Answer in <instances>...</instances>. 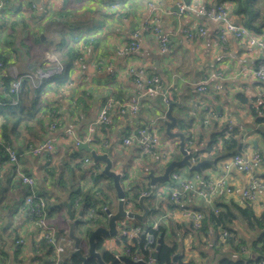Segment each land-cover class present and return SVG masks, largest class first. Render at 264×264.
I'll return each instance as SVG.
<instances>
[{
    "label": "crops",
    "instance_id": "0c3cea01",
    "mask_svg": "<svg viewBox=\"0 0 264 264\" xmlns=\"http://www.w3.org/2000/svg\"><path fill=\"white\" fill-rule=\"evenodd\" d=\"M113 3L119 5L118 9L112 8ZM182 3L188 6L183 12L179 8ZM219 4L224 5L233 23L244 26L245 15L237 11L239 0H7L0 7V55L5 62V67L0 69L2 98L11 99L5 91L15 74H32L35 81L31 84L37 87L45 79L41 75L50 78L62 72L69 59L67 53L72 49L80 53L69 81L63 85L53 83L42 93L41 126H35L37 137L31 134L35 128L24 130V138L14 143L21 154L17 169L36 179V193L47 202L48 226L55 237L69 238L68 211L64 204L70 205V197L78 189L95 192L94 176L105 167L103 162H95L86 150L79 149L76 139L100 155L108 150L112 169L121 173V185L126 192L132 187L141 190V194L150 189L149 172L155 170L156 175H161L168 165L158 158L143 156L137 144L124 143L140 127L166 129L163 119L168 106L160 98L142 94L129 73L131 68H136L159 76L165 86L173 89L172 115L178 121L173 132L185 135L177 126L183 121L187 129L185 140L189 139L187 148L192 154L198 152V163H203L198 171H191L190 167L175 171L184 179L199 176L200 186L223 180L212 205L191 199L181 207L175 206L166 195L169 183L158 185L153 197L144 200L145 207L154 209L145 222L165 229L163 237L157 240V248L161 242L171 247L177 244L178 259L184 264H217L224 257L231 260L256 257L251 247L259 230L250 229L242 221L236 223L239 237L245 241L242 250L237 252L230 245L216 244L213 232L197 236L193 219L186 214L230 202L241 207L250 204L258 216L264 213V192L255 200L247 201L243 192L250 177L235 167L226 171L225 166L233 156L216 160V150L205 152L211 135L232 123L239 132L237 137L242 146L239 153L261 154L262 164L257 175L264 179V82L254 74L261 52L232 34L221 39L220 26L200 14ZM255 11L261 15L258 21L263 27L253 33L264 39V0L257 1ZM146 24L158 25L169 35L168 51L160 50L152 33H143L140 51L122 54L133 33ZM200 28L207 29L204 37L196 34ZM188 31L194 36L190 37ZM206 80L209 90L199 93L197 87ZM133 99L139 105L138 115L121 113V106ZM105 106L109 107V124L90 133V125ZM206 111L210 112L208 123H205ZM54 116L58 122L56 130L51 129ZM67 129H73L74 137L65 136ZM49 138L55 141L53 153L39 157L26 153L30 142L35 144ZM159 139L158 150L169 155V160L174 153L179 157L171 161L183 159L180 145L174 149L164 136ZM3 158L1 152L0 264H45L47 258L39 250L43 229L31 220L26 210L27 187L21 183L15 166ZM109 183L101 180L98 186L110 193L109 210L116 213L118 199ZM127 206L136 213L144 212L131 203ZM73 214L75 220L83 219L82 208L77 206ZM145 222L125 219L122 226L132 228ZM75 233L78 235L76 229ZM80 233L84 237L86 227ZM17 240H23L24 245L17 248ZM103 248L120 253L123 248L120 237L104 238ZM88 249L87 245V252Z\"/></svg>",
    "mask_w": 264,
    "mask_h": 264
},
{
    "label": "built area",
    "instance_id": "2783aa9c",
    "mask_svg": "<svg viewBox=\"0 0 264 264\" xmlns=\"http://www.w3.org/2000/svg\"><path fill=\"white\" fill-rule=\"evenodd\" d=\"M7 0H0V7L6 3ZM150 6H153L152 4ZM119 5L117 3L112 4L113 9H118ZM180 11L183 12L185 9H188V6L185 3H182L180 6ZM200 14L214 22L217 23L219 27V34L222 40L227 39L229 34L235 35L238 39L246 40L248 42L249 47H256L261 52V61L259 63L258 68L255 70V77L264 82V39L257 37L252 31L248 28L233 23L230 18L228 11L224 7L223 4H219L217 7H214L210 10H205L200 12ZM158 23V22H157ZM143 33H152L158 43L160 50L163 53H166L169 49L170 45V37L167 33L160 28V26H150L148 24L143 25L141 30L135 31L132 35V40L125 46L122 54H134L140 51L141 49V35ZM207 33V29L200 28L198 32H196L197 36L204 37ZM190 37H193L194 34L190 31L187 32ZM3 68V62L0 61V69ZM130 75L132 76L137 88L142 91V94L148 96L150 98H160L164 105L168 106L171 104H175V99L173 95V89L171 87L165 86L161 78L157 75H151L147 73L145 69H136L131 68L129 70ZM41 77H45L48 79L49 77L46 75H41ZM25 79H29L31 82L35 81V77L32 74L26 75H17L13 76V81L11 82L10 92L6 94L8 96H15V99L11 101L12 104L17 103V96L21 92L22 83ZM42 79V78H41ZM37 87L40 85L38 82ZM209 90L208 81H204L201 85L197 87V91L199 93H206ZM8 102L1 100L0 105H7ZM129 112L132 116L136 117L139 113V105L136 99H133L130 104L121 106V113ZM210 112H205V123H208V114ZM56 116V115H55ZM54 116V122L51 124V129L56 130L58 126V122H56V117ZM218 117V114L214 115ZM110 122L109 115V107L105 106L100 111L98 117L93 121V123L89 127V132L94 133L96 128L105 126ZM234 125L230 123L227 125L224 136L229 137L231 132L234 129ZM66 137H74L73 129H67L65 131ZM82 140H75V145L79 146L83 144ZM124 143L126 145H131L133 143L137 144L140 150V153L143 156H151L154 158H158V160L162 162L170 163L169 155L165 152H161L158 150L160 148V139L153 129H149L147 127H140L131 135L125 138ZM55 150V141L54 139H46L42 142L30 144L26 148V153L31 157H39L45 153H53ZM4 154L9 159V163L15 166V172L20 176L21 182L23 185L27 187L29 193L25 196V204L28 216L31 220L35 221L39 227L43 229V239H45V246H52L55 251V264H62L63 261L67 258L68 252L71 253L74 251V242L68 238H57L52 232L51 228L48 226L47 215H48V206L47 202L43 197H40L36 193V179L29 175L20 172L17 168H19V158L18 151L15 147L10 144L5 146ZM188 155L190 157V162L192 165L197 164L195 158H191L192 152L189 150ZM89 160L87 159L86 162ZM262 164V156L260 153H238L231 158L228 164L225 166L226 171H228L231 167H235L237 170L245 173L250 177L249 184L247 189L243 192V197L247 201H253L257 198L258 195L264 192V179L258 177L257 172L260 169ZM102 172L99 170L96 173ZM121 175V173H118ZM122 177V175H121ZM170 180L175 181L177 186L173 191L169 194L170 201L175 206L181 207L184 205L186 201L191 199L203 200L208 205H212L214 203V198L216 196V192L218 188L222 185L223 180L216 181L215 183H209L205 186H200L198 183L199 176H196V179H184L182 175L177 171H172L170 174L169 181L167 183L170 184ZM230 192V190H229ZM151 191H144L141 196L148 197ZM140 196V197H141ZM189 217L193 219V226L195 229H200L204 220L203 213L199 211H187L186 213ZM109 218V215H107ZM145 222V221H144ZM150 222L146 221L140 226H134L130 228L129 226L121 227L117 236L122 239L126 237L128 242L131 243L133 239L139 238L140 234L145 235L146 240L152 242L153 235L148 233L146 228L150 227L152 229H157V225L150 226ZM223 236H226L227 233L223 232ZM116 236V237H117ZM17 248L24 245L23 240H17L15 242ZM122 251L119 253L116 252L115 259H120L121 257H127L134 262L143 261L146 263H155L156 260L153 258V254L156 253L153 251V254L145 259L144 256L140 253H132L130 248L122 244ZM259 264H264V260H262Z\"/></svg>",
    "mask_w": 264,
    "mask_h": 264
},
{
    "label": "trees",
    "instance_id": "16d2710c",
    "mask_svg": "<svg viewBox=\"0 0 264 264\" xmlns=\"http://www.w3.org/2000/svg\"><path fill=\"white\" fill-rule=\"evenodd\" d=\"M258 0H239L238 12L245 15L243 25L254 33L260 32L263 27V23L259 22V17L261 16L259 11H255L256 3ZM247 12V15H246ZM69 59L65 62L63 70L59 75L44 79L38 87H33L29 79H25L22 83L21 92L16 97L17 103L12 104L11 101L15 99V96H8L11 99H4L0 94V98L3 101L8 102L7 105H0V153L4 154L5 146L10 144L15 147L14 143L18 142L19 139L24 138L23 131H30L35 128L36 125L41 126V95L44 90L51 86L53 83L63 85L69 81L71 70L74 67V64L80 58V53L72 49L67 53ZM3 62V68L5 67V62ZM11 84L8 83L6 86V92H10ZM178 128L187 134V129L183 121L178 123ZM226 127L222 129L219 133H214L211 135L210 142L205 149V152H210L211 150H216L217 159L222 160L229 156H235L238 154L242 146L238 141V129L234 128L229 137H225L224 131ZM31 132L33 137H37L36 128ZM34 144V143H29ZM185 144L188 147L189 139L185 140ZM220 145V146H219ZM16 148V147H15ZM21 154L18 152V158ZM191 158H195L197 162L200 161V155L198 152L193 153ZM3 161L9 163V159L4 154ZM33 176V175H31ZM264 177V175H263ZM101 180L109 181L108 186L112 188L114 192L112 179L103 175L102 172L97 173L94 176L95 182V192H84L82 189H78L70 197V206L73 213L76 212L77 206L82 208L83 219L76 226V231L80 238H89L95 229L101 226H105L108 221L106 210L110 209L111 206V196L104 187H99L98 184ZM22 183V182H21ZM169 188L167 189V198L170 199L169 194L176 188L177 184L175 181L170 180ZM145 191H151V188L146 189ZM29 193L27 189L26 194ZM126 199L132 203H136L141 196V190L136 187H132L130 192H126ZM40 197L41 195L38 194ZM48 206V205H47ZM204 215V220L200 229H195L197 236L202 234L214 233L216 237V244L221 246L230 245L238 251L242 250V246L245 245V241L240 239L238 231L236 230V223L242 221L247 227L252 230H259L257 238L253 241L251 251L256 253L255 258H239L237 260H231L229 258H221L217 264H259L264 260V213L258 216L253 207L250 204H247L245 207H241L235 203L227 204H218L216 203L213 207H208L204 212L200 211ZM89 226V227H87ZM86 227V235L81 237L80 229ZM148 233L153 235V241L150 242L146 240L145 235L139 236V238L133 239L131 243L128 242L126 237L120 239L121 244L130 248L132 253H140L144 256L145 259H148L155 249L156 251V263L157 264H172L173 257L178 253V245L173 247L166 245L164 242L160 243V246L157 248V240L162 238L165 229L157 228L152 229L150 227L146 228ZM223 232L227 233L226 236H223ZM81 242V252L83 255L87 254V245L88 242L85 240ZM236 244V245H235ZM39 250L42 253L43 257H46L47 260L45 264H55V251L52 246H45V239L39 243ZM96 250L101 252L102 260L106 264H111L115 261V256L113 253L106 251L103 248V239L98 238L96 240ZM39 259V258H38ZM42 257H40V260ZM179 258L177 260L178 264H184ZM62 264H98L95 259L83 263L78 256H74L71 251L68 252L67 258L63 261ZM192 264V263H185Z\"/></svg>",
    "mask_w": 264,
    "mask_h": 264
},
{
    "label": "water",
    "instance_id": "95a60500",
    "mask_svg": "<svg viewBox=\"0 0 264 264\" xmlns=\"http://www.w3.org/2000/svg\"><path fill=\"white\" fill-rule=\"evenodd\" d=\"M176 11H179L178 9ZM174 105L171 104L168 107V110L165 114V118L163 119L164 125L166 127L165 132L167 136L170 138H177L179 140V145H180V152L183 155V159L180 161H171L164 169L163 173L161 175H156L155 170H151L148 174V179H149V185L151 188V193L148 197L141 196L137 204L132 203L129 200L126 199V193L124 189L122 188L121 185V175L113 171L112 167V161L108 156V150L106 149L104 151V154L100 155L93 149L89 147L88 144H81L78 146L79 149L81 150H86L88 153L91 154V157L95 162H103L105 164V167L102 171V174L111 178L113 180V185H114V190L116 192V197L118 199V208L116 213H112L110 210H106V214L109 215L108 218V225L107 226H101L95 229V231L92 232L90 237L88 238V252L87 254L83 255L81 252V242L82 238H80L76 233V225L81 222L82 219L75 220L74 214L72 212L71 206L68 203H65L64 206L67 208L68 211V236L69 238L74 242V251L72 254L74 256H78L83 263H87L88 261L95 259L98 264H106L102 260V254L96 250V240L98 238H110V237H115L119 233V229L122 227V221L125 219H132V220H137L139 222H144L147 220L150 215L154 212V209H149L144 206V200L147 198H152L154 195V192L156 191V188L158 185L167 183L170 178V174L172 171L181 168V167H190L191 171H198L200 170L201 166L203 163H197L195 165H192L190 162V157L188 155V151L190 149L187 148L185 144V135L181 132H173L174 127L177 124V119L172 115ZM131 203L133 206L141 208L144 212L142 214L136 213L135 211L128 210L127 204ZM81 216V212H80ZM115 255L116 252H113ZM157 254H153L154 260H156ZM178 255H175L173 257L172 264H178ZM149 264L143 261L139 262H134L133 260L127 258V257H121L119 260L115 259L111 264ZM151 264H157L151 263Z\"/></svg>",
    "mask_w": 264,
    "mask_h": 264
},
{
    "label": "rangeland",
    "instance_id": "374dc122",
    "mask_svg": "<svg viewBox=\"0 0 264 264\" xmlns=\"http://www.w3.org/2000/svg\"><path fill=\"white\" fill-rule=\"evenodd\" d=\"M164 130V128L162 127L159 131H157L156 129H154V131H155V133L157 134V136L159 137V138H161V139H163V136H164V138L166 139V141H167V143L170 145V146H172L174 149H176L177 147H178V145H179V141L177 140V139H175V138H169L168 136H166L165 135V131H163ZM164 132V133H163ZM179 157V155H177V154H171V156H170V161L171 160H175V159H177ZM162 166L163 167H165L166 165L165 164H162ZM178 170H180V171H184V170H186V167H182V168H179ZM117 237H119V236H117ZM83 239V238H82ZM85 240H87V242H88V239L87 238H84L83 239V241L85 242Z\"/></svg>",
    "mask_w": 264,
    "mask_h": 264
}]
</instances>
